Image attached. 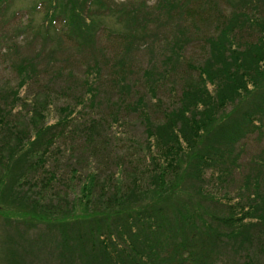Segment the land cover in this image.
<instances>
[{
    "label": "trees",
    "instance_id": "1",
    "mask_svg": "<svg viewBox=\"0 0 264 264\" xmlns=\"http://www.w3.org/2000/svg\"><path fill=\"white\" fill-rule=\"evenodd\" d=\"M1 54L0 264H264V0H0Z\"/></svg>",
    "mask_w": 264,
    "mask_h": 264
},
{
    "label": "rangeland",
    "instance_id": "2",
    "mask_svg": "<svg viewBox=\"0 0 264 264\" xmlns=\"http://www.w3.org/2000/svg\"><path fill=\"white\" fill-rule=\"evenodd\" d=\"M114 1L122 2L125 0H114ZM21 5L26 7L29 6L28 2L26 1L21 3ZM141 58H144V56L142 55ZM14 82H15V77L11 72L10 65L8 64L7 60L4 59L3 54H1L0 55V85H7L8 83H10V85H13ZM47 118L49 121H54V119L57 118V113L54 111V108H51L50 111L47 113ZM131 129L136 133L140 134L141 129L140 126L137 124V122L136 123L133 122ZM253 150L254 147L251 146L250 148L251 153Z\"/></svg>",
    "mask_w": 264,
    "mask_h": 264
}]
</instances>
